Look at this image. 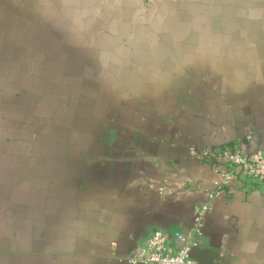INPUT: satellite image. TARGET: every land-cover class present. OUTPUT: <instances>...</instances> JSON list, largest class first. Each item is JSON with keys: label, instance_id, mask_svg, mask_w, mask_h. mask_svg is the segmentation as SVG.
<instances>
[{"label": "crops", "instance_id": "0c3cea01", "mask_svg": "<svg viewBox=\"0 0 264 264\" xmlns=\"http://www.w3.org/2000/svg\"><path fill=\"white\" fill-rule=\"evenodd\" d=\"M222 146L264 151V0H0V264L185 235L224 170L189 150ZM231 187L195 264H264V193Z\"/></svg>", "mask_w": 264, "mask_h": 264}, {"label": "built area", "instance_id": "2783aa9c", "mask_svg": "<svg viewBox=\"0 0 264 264\" xmlns=\"http://www.w3.org/2000/svg\"><path fill=\"white\" fill-rule=\"evenodd\" d=\"M189 154L198 160L221 162L224 165L221 179L214 183V190L208 194L207 201L195 208L192 229L188 233L172 238L162 230L154 231L139 243L129 259L130 264H195L191 253L199 245L203 220L214 201L229 193L231 186L237 188L238 184L245 191L264 193V151L249 154L243 153L238 146L192 147Z\"/></svg>", "mask_w": 264, "mask_h": 264}]
</instances>
